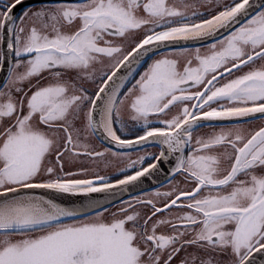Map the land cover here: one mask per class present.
<instances>
[{
	"label": "snow or ice",
	"instance_id": "obj_1",
	"mask_svg": "<svg viewBox=\"0 0 264 264\" xmlns=\"http://www.w3.org/2000/svg\"><path fill=\"white\" fill-rule=\"evenodd\" d=\"M0 264H264V0H0Z\"/></svg>",
	"mask_w": 264,
	"mask_h": 264
}]
</instances>
